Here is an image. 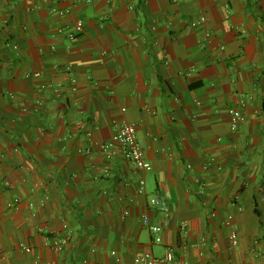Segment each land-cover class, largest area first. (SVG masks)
I'll return each instance as SVG.
<instances>
[{"label":"crops","instance_id":"obj_1","mask_svg":"<svg viewBox=\"0 0 264 264\" xmlns=\"http://www.w3.org/2000/svg\"><path fill=\"white\" fill-rule=\"evenodd\" d=\"M122 123L150 171L101 151ZM166 252L264 264V0H0V264Z\"/></svg>","mask_w":264,"mask_h":264},{"label":"built area","instance_id":"obj_2","mask_svg":"<svg viewBox=\"0 0 264 264\" xmlns=\"http://www.w3.org/2000/svg\"><path fill=\"white\" fill-rule=\"evenodd\" d=\"M202 22L204 19L202 18ZM83 31L82 23L78 22L74 25L71 31L68 34V37L71 40L76 39ZM75 90V88H73ZM230 125L232 131H237L240 124L245 122V117L241 113H237L235 111H230ZM135 127L128 123L119 124L115 129L112 135V148L109 149L105 146H100L101 151L105 154L108 160H113L117 157L122 158L123 160L130 162L137 169L141 171H150L151 166L149 163L145 161L144 151L141 149L139 144L136 141L135 137ZM88 137L91 135L88 133ZM83 152V150H79V153ZM89 150H85V153H88ZM144 181H140L138 184V192H144ZM149 205L158 209L161 212H165L167 210L166 201L159 197L155 196L149 199ZM127 215V213H125ZM142 224L146 226L149 230V233L152 236V242L154 244L161 243L160 231L161 229L157 225H151L149 219L147 217L142 218ZM227 225L231 228V217L227 219ZM229 242L231 247H235L238 244L237 234L234 228L230 229ZM29 252V249L26 250ZM173 261V256L170 252H166L165 256L162 258H155L150 255H143L139 258L140 264H170Z\"/></svg>","mask_w":264,"mask_h":264}]
</instances>
